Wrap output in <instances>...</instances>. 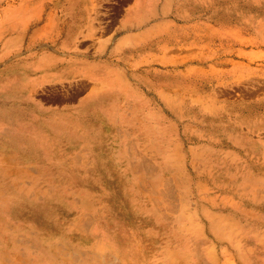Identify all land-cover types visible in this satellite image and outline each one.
<instances>
[{"label": "rangeland", "instance_id": "obj_1", "mask_svg": "<svg viewBox=\"0 0 264 264\" xmlns=\"http://www.w3.org/2000/svg\"><path fill=\"white\" fill-rule=\"evenodd\" d=\"M0 264H264V0H0Z\"/></svg>", "mask_w": 264, "mask_h": 264}]
</instances>
